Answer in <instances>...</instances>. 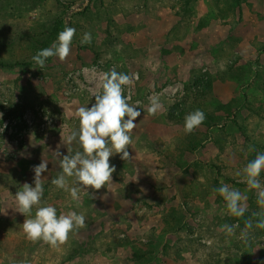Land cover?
I'll return each instance as SVG.
<instances>
[{"label":"rangeland","instance_id":"374dc122","mask_svg":"<svg viewBox=\"0 0 264 264\" xmlns=\"http://www.w3.org/2000/svg\"><path fill=\"white\" fill-rule=\"evenodd\" d=\"M59 20L76 29L70 55L40 69L35 38ZM85 32L90 44H81ZM0 63L9 65L0 66V264H264L256 192L236 176L264 152V0H0ZM113 68L139 74L125 87L131 104L141 102L131 159L110 157L112 183L88 189L95 198L82 189L77 207L51 183L62 172L57 152L82 151L65 142L79 128L76 109L94 103L90 90ZM154 94L162 107L150 116ZM224 106L232 112L208 134L206 120L185 134L188 113ZM42 159V206L86 217L58 248L27 240L31 217L15 210L16 191L33 182ZM221 182L247 198L243 217L228 215L213 191ZM236 223L227 235L223 226Z\"/></svg>","mask_w":264,"mask_h":264},{"label":"clouds","instance_id":"9594fccd","mask_svg":"<svg viewBox=\"0 0 264 264\" xmlns=\"http://www.w3.org/2000/svg\"><path fill=\"white\" fill-rule=\"evenodd\" d=\"M76 29L66 26L58 33L57 41L51 47L39 50L33 61L43 69L50 57H58L61 62L65 61L71 52L73 38ZM92 36L85 32L81 44H90ZM99 83L91 89L94 103L91 106H80L76 109L75 115L79 120V128L72 130L66 137V144L73 142L79 144L81 150L72 154V149H67V154L57 152L62 157L60 167L62 172L51 183L57 189L68 192L77 207L80 206V192L86 190L91 198L94 195L88 189L100 190L112 183L115 165L110 164V157L120 154L122 160H130L128 151L133 144L132 133L137 124L135 121L141 116V102L135 105L130 103L131 96L125 95V87H130L134 81L139 80L138 73L131 75L117 72L113 68L110 72L103 73ZM150 106L147 112L155 116L162 107L159 97H149ZM0 113V118H2ZM205 113L196 109L188 113L184 118L185 134L193 133L205 121ZM6 124L0 128L3 133ZM34 172L33 182H25L22 190L15 193L17 208L25 218L23 222V233L27 240L33 244L43 242L52 248L65 245L71 233L86 227V217L83 213L70 211L57 214V208L51 204L42 206L44 196V182L42 174L48 171V161L42 159L38 165L32 166ZM264 172V152H258L254 159L248 161L244 167L236 172L241 183L246 184L248 190H255L257 204L260 211L252 215L258 217L255 227L264 230V182L261 181V173ZM72 183L70 185L69 179ZM218 192L226 202L228 215L237 218L243 217L248 211L246 197L235 188L221 182L219 188L213 189ZM35 213L33 215V209ZM239 223L223 226L227 235H235ZM253 229V221L246 220L245 228L240 232V239L245 243L250 237V230Z\"/></svg>","mask_w":264,"mask_h":264},{"label":"trees","instance_id":"16d2710c","mask_svg":"<svg viewBox=\"0 0 264 264\" xmlns=\"http://www.w3.org/2000/svg\"><path fill=\"white\" fill-rule=\"evenodd\" d=\"M67 26V24H65V21L63 20H59L51 29H49L48 32L42 33L40 37L36 36V40L35 42L38 43L39 45V50L43 49V48H47V47H51L52 44L54 42L57 41V36L58 33L60 31H62L65 27ZM1 67H9V65L4 64V63H0ZM236 106H239V103L236 104ZM12 114L16 115V116H21L22 113L24 112L25 108L22 107L21 110H15L14 108H10ZM232 110L230 108V106H224L223 107V112H219V113H208L206 115V121L204 123V133L208 134V132L214 127L220 124V122H222L225 118L229 117V113H231ZM175 117H172V119H174ZM201 145V142H196V145H194V147L192 149H189L190 152H194L199 146ZM169 223V221L167 222ZM171 225V224H168ZM171 232V231H170Z\"/></svg>","mask_w":264,"mask_h":264}]
</instances>
